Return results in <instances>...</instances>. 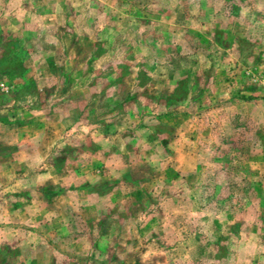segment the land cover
Returning a JSON list of instances; mask_svg holds the SVG:
<instances>
[{"label": "rangeland", "instance_id": "rangeland-1", "mask_svg": "<svg viewBox=\"0 0 264 264\" xmlns=\"http://www.w3.org/2000/svg\"><path fill=\"white\" fill-rule=\"evenodd\" d=\"M0 264H264V0H0Z\"/></svg>", "mask_w": 264, "mask_h": 264}]
</instances>
